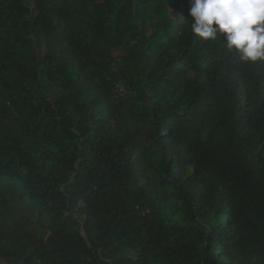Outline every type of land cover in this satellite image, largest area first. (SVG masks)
I'll use <instances>...</instances> for the list:
<instances>
[{"label": "trees", "instance_id": "trees-1", "mask_svg": "<svg viewBox=\"0 0 264 264\" xmlns=\"http://www.w3.org/2000/svg\"><path fill=\"white\" fill-rule=\"evenodd\" d=\"M190 19L0 0V264H264V61Z\"/></svg>", "mask_w": 264, "mask_h": 264}, {"label": "clouds", "instance_id": "clouds-1", "mask_svg": "<svg viewBox=\"0 0 264 264\" xmlns=\"http://www.w3.org/2000/svg\"><path fill=\"white\" fill-rule=\"evenodd\" d=\"M188 14L194 36L223 35L240 60L264 61V0H188Z\"/></svg>", "mask_w": 264, "mask_h": 264}, {"label": "water", "instance_id": "water-1", "mask_svg": "<svg viewBox=\"0 0 264 264\" xmlns=\"http://www.w3.org/2000/svg\"><path fill=\"white\" fill-rule=\"evenodd\" d=\"M82 234L84 235V232Z\"/></svg>", "mask_w": 264, "mask_h": 264}]
</instances>
